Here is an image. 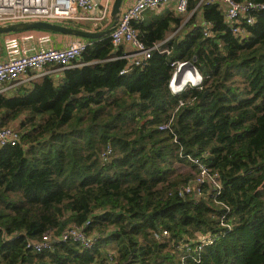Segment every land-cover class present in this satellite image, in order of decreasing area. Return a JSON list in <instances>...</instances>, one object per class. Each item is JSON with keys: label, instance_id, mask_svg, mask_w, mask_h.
<instances>
[{"label": "trees", "instance_id": "obj_1", "mask_svg": "<svg viewBox=\"0 0 264 264\" xmlns=\"http://www.w3.org/2000/svg\"><path fill=\"white\" fill-rule=\"evenodd\" d=\"M199 1L190 0L186 24L195 29L144 68L121 75L126 62L116 60L122 50L113 51L109 36L81 39L89 47L61 80L44 77L24 94L0 95L2 125L19 122L21 134L18 146L0 148V264H264V12L241 41L223 8ZM200 12L214 25L212 38ZM180 23L166 16L136 27L152 46ZM176 62L193 64L202 86L173 95ZM172 119L171 131L160 130ZM188 157L220 174L216 200L208 186L201 197L196 186L179 197L196 177L178 173V163L197 171ZM88 221L87 231L103 236L91 250L60 241L40 254L26 249L29 240ZM162 231L169 237L157 240ZM208 232L219 238L198 263L176 251Z\"/></svg>", "mask_w": 264, "mask_h": 264}, {"label": "built area", "instance_id": "obj_2", "mask_svg": "<svg viewBox=\"0 0 264 264\" xmlns=\"http://www.w3.org/2000/svg\"><path fill=\"white\" fill-rule=\"evenodd\" d=\"M114 1L100 0V3L96 4L94 0H0V27L26 22H48L66 26L67 23L73 22L76 24H93L96 28H92V30H96L100 26L105 28L114 22L112 17ZM170 4H173L178 14L190 13V0H136L120 13L118 25L109 37L113 51L118 53L122 50L116 60L126 62L125 68L120 72L121 75L127 74L133 68H144L156 51L162 54L170 53L163 46L164 43L159 42L147 46L141 39L139 29L136 27L144 19L147 11L161 9ZM214 5L223 8L226 24L230 27L233 35L241 41L251 35L249 28L256 24L258 16L264 12V2L257 0H200L198 3L199 7ZM202 26L204 37L212 38L214 34L213 23L204 22ZM88 47L89 42L83 40L65 48L52 47L30 55L0 61V95H5L10 89L18 85L78 67L77 62ZM172 67L174 73L169 83V89L173 95H179L188 88L202 86L204 78L194 65L190 67L188 62H176L172 64ZM185 69L184 77L191 74L192 78L190 76L187 81L178 82L180 74ZM185 104L184 101H180L179 108ZM172 122L173 119L160 126V130L171 131ZM20 142L21 134L17 127L2 125L0 116V148L16 147ZM111 154L112 148L107 146L102 153L103 161L107 162ZM188 158L196 167V177L194 182H189L178 189L179 197L193 195L195 186L198 190L197 196L201 197L202 188L208 186L216 200L222 194L223 189L220 174L209 168L203 158ZM89 225L90 221L82 226L72 225L59 236L46 234L38 240H29L26 243V249L40 254L51 251L53 244L60 241L73 242L82 249L91 250L103 236L88 232ZM222 225L231 228L226 221L222 222ZM154 237L157 240H162L169 237V232H157ZM218 238L217 234L211 232L198 233L195 239L178 244L176 251L185 253L184 259L192 258L198 263L201 251L213 245Z\"/></svg>", "mask_w": 264, "mask_h": 264}, {"label": "crops", "instance_id": "obj_3", "mask_svg": "<svg viewBox=\"0 0 264 264\" xmlns=\"http://www.w3.org/2000/svg\"><path fill=\"white\" fill-rule=\"evenodd\" d=\"M94 1L96 4L100 3V0H94ZM135 1L136 0H123L121 12L126 10ZM223 14H224V11H223ZM192 15H193V11L188 14H178L175 11L173 4H170L161 9L147 11L144 15V19L141 22L143 21L151 22L152 19L154 18L166 17V16H173L179 19L181 22L180 26L177 28L175 27V25L172 24L171 25L172 29L168 31L166 35V39L160 42V43H164L163 46L166 47V44L170 40L176 38L178 35L181 34L180 38L183 39L185 35L189 34L195 29L194 26L192 25L186 26L187 22L191 19ZM197 21L201 22L202 24L204 23L201 12L198 16ZM81 24L87 25L91 29L96 28V27L94 28L93 24H88V23H81ZM102 29L104 28L100 26L96 30H93V32L102 31ZM81 41L83 40L77 37L48 32V31H42V30H31V31L4 34V35H0V61H7L9 59L17 58L20 56L30 55L42 49H48L52 47L65 48V47L70 46L73 43L81 42ZM63 74L64 72H56L53 75L48 76V77L58 82L63 77ZM42 79L43 78L28 82V83H24L23 85H18L10 89L7 93H5V95L6 96H16V95H19L20 92L24 94V92L31 91L33 89L34 83L40 82ZM176 166H177V169H178V166L186 169V170L178 169L179 174L189 175L188 173H191L194 175L196 173V171L192 172L195 169L192 165H189L186 163H179Z\"/></svg>", "mask_w": 264, "mask_h": 264}, {"label": "water", "instance_id": "obj_4", "mask_svg": "<svg viewBox=\"0 0 264 264\" xmlns=\"http://www.w3.org/2000/svg\"><path fill=\"white\" fill-rule=\"evenodd\" d=\"M122 4H123V0L114 1V5L112 9V17L114 23L112 27L106 31H100V32L86 31V30L73 28L70 26L51 24L48 22H28V23L26 22V23L10 24L8 26L0 27V35L14 33V32L42 30V31H48L63 35H69V36L77 37L79 39H86V40L100 39L102 37L109 36L116 29L119 22ZM189 66L193 67V64L189 63Z\"/></svg>", "mask_w": 264, "mask_h": 264}, {"label": "bare ground", "instance_id": "obj_5", "mask_svg": "<svg viewBox=\"0 0 264 264\" xmlns=\"http://www.w3.org/2000/svg\"><path fill=\"white\" fill-rule=\"evenodd\" d=\"M185 72H186V69L183 70V72L180 74L179 79H178V82L187 81L190 76L192 78V75L191 74H189V75H187V76L184 77V73Z\"/></svg>", "mask_w": 264, "mask_h": 264}, {"label": "rangeland", "instance_id": "obj_6", "mask_svg": "<svg viewBox=\"0 0 264 264\" xmlns=\"http://www.w3.org/2000/svg\"><path fill=\"white\" fill-rule=\"evenodd\" d=\"M62 25H64V24H62ZM16 123L18 124L19 122H16ZM17 124H13V125H9V126H14V127H16ZM178 164H179V163H178ZM178 169H179V170H186L185 168H182V167H180V166H178ZM185 172H187V171H185ZM192 172H195V169H194ZM188 174L193 176V174H191V173H188Z\"/></svg>", "mask_w": 264, "mask_h": 264}]
</instances>
